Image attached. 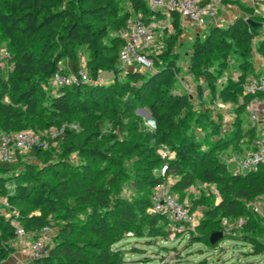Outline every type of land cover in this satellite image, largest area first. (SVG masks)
<instances>
[{"label": "trees", "instance_id": "obj_1", "mask_svg": "<svg viewBox=\"0 0 264 264\" xmlns=\"http://www.w3.org/2000/svg\"><path fill=\"white\" fill-rule=\"evenodd\" d=\"M220 3L237 4L259 22L252 25L247 18L237 16L223 26L210 23L203 37H195L188 54L192 69L200 66L194 75L207 81L198 83V88L209 86L208 90L214 93L216 90L223 101L238 102L234 107L238 111L230 119L228 129L221 128L222 118L216 120L205 110L193 109L186 93L171 90L178 74L172 57H163L162 63L151 52L152 66L146 70L120 67L118 51L125 39L119 32L129 13H140L137 16L146 22L164 17L160 11L151 9L146 0H0V37L9 46L11 65L7 80L0 82V94L8 98L7 102L0 99L1 128L8 132L21 130L14 127L34 125V130L45 138L44 132L49 127L64 125L55 138H47L46 147L33 145L29 151L41 158L45 170L68 166L76 176L70 179L62 175L52 183L39 177L31 183L21 179L27 174L22 168L15 167L12 161L0 160V195L7 202V205L0 203L4 211L0 212V260L14 250L15 221L24 233L35 238L44 227L58 225L56 243L48 247L47 253L31 258L28 264H127L120 249H113L115 243L128 233L138 238L151 236L155 235L154 230L159 232L174 223L166 214L150 210L154 187L160 182H169L181 202L196 183L213 184L219 191L218 202L214 201L213 192H200V206L204 205L205 209L197 227L183 223L187 226L183 233L192 241L212 247L228 234H232L230 238L246 241L249 233L240 232L236 236L237 228L246 223L264 231L254 206L247 204L256 195L264 194V163L255 171L230 172L221 149L228 145V153L242 155L253 149L254 139L261 137L259 121L249 120L246 110L253 94L244 92L243 85L247 76H259L253 57L258 53L264 58V15L253 14L252 7L238 0H221ZM180 18L179 13H171L173 27L181 29ZM102 51L107 53L102 55ZM81 52H86L85 67L91 77H96L103 69L111 72V77L106 78V82H80L46 91L44 85L50 82L59 66H66L62 69L66 72H77L81 68ZM230 55L236 56L239 72L237 77L227 73L225 84L219 87L217 79ZM213 61L217 62L214 71H203L202 67ZM103 95L111 97L113 104L93 109ZM238 96H241L239 101ZM40 98L42 102L36 109L35 102ZM146 100L150 117L156 123L152 129H147L141 118L139 121L132 118L135 102ZM76 106L83 114L81 118L63 120L72 116ZM244 109L251 123L247 127L241 118ZM123 115L128 116V127L120 123ZM197 124L202 126L200 134L194 127ZM140 125L147 133L138 132ZM123 130L127 131V137L120 134ZM58 139L63 147L51 161L47 150ZM121 142H128L129 148L113 152L111 143L117 147ZM160 147H166L174 155L161 157ZM73 151L78 156L77 163L65 159ZM130 155L133 159L128 158ZM91 158L104 164L99 169L103 179L98 185H88L85 194L71 193L70 185L74 180L84 179L82 174ZM164 162L166 169L160 174ZM26 167L31 171L33 164ZM130 177L133 181L127 182L129 189L123 191V182ZM26 198L27 209L16 211L14 205ZM89 199L96 201L100 211L94 207L91 213L84 211L85 206L93 203L79 206ZM187 206L191 212L192 208ZM33 210L39 213L31 214ZM82 214L87 217L80 218ZM52 215L54 224L50 220ZM224 218L227 224L223 223ZM239 218L242 223L237 226ZM231 223L234 226L225 232ZM196 228L200 229L198 235H194ZM215 230H221L223 235L210 243L209 235Z\"/></svg>", "mask_w": 264, "mask_h": 264}, {"label": "rangeland", "instance_id": "obj_2", "mask_svg": "<svg viewBox=\"0 0 264 264\" xmlns=\"http://www.w3.org/2000/svg\"><path fill=\"white\" fill-rule=\"evenodd\" d=\"M227 4L235 5L238 7V5L234 3H226L225 5ZM245 5H247V3ZM219 6L220 5L218 4L217 5V14H218L217 23L218 25L223 26V25H226L227 22L223 23L224 21L221 22V20L219 19L220 18L219 17L220 16ZM248 6L252 7L253 14L264 15V6L258 9L255 3L248 4ZM239 10L241 9L239 8ZM137 15H140V13H138ZM137 15L134 14L133 12L129 13V16L126 18V24L124 25V28L119 32L121 33L122 37H125L127 23L133 18H135ZM237 16H243L247 19L250 18L248 14L243 12V14L234 15L232 20H234ZM184 20L180 19L178 21V23L181 26L180 27L181 29H177L176 27H173L171 21H169L165 17L158 18L160 27L156 29L154 41L150 45L151 52L155 55V58H157L158 60L161 59L162 63H163L162 58L166 56V57H169L170 59L172 57V59H174L175 63L177 64L178 74L176 75L174 87L171 90L177 93H186V95H188L189 99L191 100L190 103L191 105H193V109H195L196 111L205 110L216 120H219V117L220 119L222 118L223 126H221V128L228 129L229 127L228 124L231 121L230 119H232L234 112L238 111L236 108H234L235 105H238V102L236 103V101H223L221 98L218 97V94H217L218 92L216 90H215V93L213 92V90L212 92L208 90L209 86L207 87L206 85H203L202 87L200 86L201 88L200 87L198 88V83L202 82L206 84L207 81L204 78L200 79V77L198 78L194 75L196 70L197 71L200 70V66H197L195 68L196 70L192 69L191 60H190V57L188 56V54L191 52V45L195 37L199 35L200 37H203L205 33L208 31L211 18L209 16H205L204 17L205 25L203 26H199L195 24L194 22L188 21V19H184ZM254 40H256V38H254ZM8 49H9V46L7 42L1 39L0 37V82L7 80L8 75L10 73V69H11V65L9 62L10 55H9ZM3 51H6L7 54H4ZM101 53L103 55L107 52L102 51ZM254 54H258V53H254ZM80 59H81L82 66H85L86 52L80 53ZM236 61H237L236 56L230 55V57L227 60V65H226L225 70L222 72L221 76L217 79V85L219 87L225 84V81L228 78L227 73L231 72L233 74V77H237V73L239 71L237 69ZM216 64L217 62L213 61L211 65H205L202 67V69L203 71H207V69H209V70H212L211 72H213ZM119 65L121 68H124V69L128 68V66H124L121 64ZM131 66L133 68H138V69L140 68L139 65L135 63H133ZM222 66H225V65H222ZM60 67L62 69L66 68V66L64 65ZM262 68L264 69V67ZM101 74L102 76L104 75V80L101 78L102 79L101 82H106L105 76L111 77L112 75L111 72L109 71L107 72L104 69L99 71L98 75L101 76ZM260 75H264L263 72L260 73L259 76ZM246 78L247 79L245 83H247L248 80L252 79V76H247ZM244 85H243V91L245 92ZM44 89L46 91L55 90L50 82L47 85H44ZM200 90H201V96H200ZM0 99H2L5 102L8 101L7 96H5L4 94L0 96ZM237 100L238 101L241 100V96H238ZM147 101L148 100H146L145 102L143 101L135 102L136 104H134L131 113L133 114L132 118H136L138 121L141 118L142 120L141 123L143 122V125H145L147 129H152V127L146 124V120L148 118H151L148 106H146ZM40 102H42L41 98L36 100L35 102L36 109L39 107ZM97 102H98L97 104H94L93 109L104 108V107H108V105L113 104L111 97H109L108 95H103L101 100L97 99ZM35 106H34V116L36 114ZM243 111L244 112H242L241 118H242V121L244 122L243 125L247 127L251 123H249L246 119L245 109ZM81 115L83 114L80 112V109H78V107L76 106V109L72 112V116H68L67 117L68 119H65L66 118L65 117L63 120H72L75 118L76 119L81 118ZM121 120L122 121L120 123H122L123 126L125 124V126L128 127V124L130 123L128 116L126 117L125 115H123L121 117ZM45 124L46 123L44 122V125ZM34 127H35L34 125L33 126L29 125L23 128L14 127L13 129L34 130ZM194 127H195L196 132L200 134V130L202 129L201 128L202 126L200 124H197ZM123 129H126V127ZM5 132L7 131H4L1 128V123H0V135ZM125 132L127 131L123 130V133L120 132V134H124V137H127ZM138 132H141L144 134V133H147V130H145V128L142 125H140ZM130 133H133V132H130ZM132 139H135V138L133 137ZM121 143L122 145L117 146V147L114 146L115 145L114 143H111L113 145V152L119 151L122 147L128 149L130 146L128 142H125V143L121 142ZM62 147L63 146L61 143V139H58V141H56L53 144V146H51L47 150L48 153L46 155L49 156V160L58 156V154L61 152ZM160 148L161 150L163 149L162 151L165 152V154L167 153V151L171 153V154L167 153L168 156L174 155V153L168 150L166 147H160ZM221 149L223 151L224 159L227 162L228 170L230 172H235L236 169L234 167L236 165L235 161H237V159H234L228 156L229 155L228 152H230V147L228 145L225 147L222 146ZM133 157L134 156L130 155L128 158L133 159ZM65 159L72 161L74 163H77L78 156L73 151L72 153H70V155L66 156ZM25 163L33 164L31 171L26 170L27 167ZM12 164L15 167L17 166L18 168H22L21 171H24L27 174L22 176L23 178L21 179L27 182H31V183H32V180L38 179L39 177L42 180L49 182V183L55 182L59 178V176H62V175H64L65 177L70 176V179H73V177H76L75 175L72 174L73 168L68 167V166L60 167V168L56 167L54 169L52 168L51 170H48V169L45 170L46 167L43 166L41 162V158L36 157L29 150L18 152L14 160L12 161ZM88 165L89 166L87 170H85L82 174V176H84V179L74 180L73 181L74 183L70 185V189L73 191L71 193L81 192L85 194L87 192L86 190H88V185L90 184L98 185L101 179H103L104 176L99 174L100 166L102 165L104 166V164L101 161L91 158ZM78 176L80 177V175ZM132 181L133 180H131V177H130V180L128 181L125 180L123 182L124 183L123 191L129 189L130 185L127 182H132ZM205 186L206 185H204L203 183L201 184L196 183L195 185L191 186L187 190L188 192L185 193V196H184L185 197L184 203L186 205H189L192 208V211L190 213L192 214V225H193L192 227L194 228H195V225L197 227V225H199L200 223V216H201L200 211L202 213L203 210L205 209L204 205L200 206V192L204 191L206 193L207 191H209L208 189L210 188L213 189L210 186L208 188H206ZM178 195L180 196L179 193ZM262 196L264 197V194L256 195L255 197L252 198L251 201L247 202V204L249 206L257 205L259 208H263L264 199L261 198ZM192 197H194V200H192ZM27 199L28 198L18 201L14 205L15 210L17 211L19 208L27 209V206L29 204V201ZM90 199L86 203L80 204L79 206L83 207L85 205H89L93 203L92 206H85L84 211L86 213H91V211L93 210L92 207L100 211L101 208L99 207L98 204L95 203L96 201L93 202V200H90ZM0 203L7 205L6 199L2 195H0ZM74 203L76 204V202ZM0 212H4L1 206H0ZM30 213L38 214L39 210H33ZM54 217L55 216L52 215L50 218L52 224H54L53 223ZM86 217H87V214H82L80 216V218H84V219ZM13 225H17V223L14 221ZM188 225L189 224L187 223V226ZM230 225L231 226H228L229 228L228 227L225 228V232H229L230 227L234 226L232 223ZM187 226L184 225L182 229L176 230V229H173L172 224H170L168 225V227L166 226L165 229L159 230L160 233L158 232V230H154L155 235L145 236V237H140V238L133 236L132 233H128V235L126 234V236L122 240L114 244L113 249H120L122 255L127 261V264H160L162 261H164L166 264H264V231L259 229L256 225L254 226V225H250L246 223V225L237 228L238 233L236 234V236L240 235V232H244V233L247 232L250 234V237L246 238L248 240L244 241L243 239L240 240V239L230 238L232 234H228L226 238L221 239L219 243H217L216 245L212 247L208 246L206 243H203V242L192 241V238L187 233H183L184 228ZM156 227H159V226H156ZM48 228L49 229L45 233L46 236L44 240V244H45L44 249L46 250L45 253H47L48 247H51L53 244L56 243L57 238H58L57 236L58 225L55 224ZM161 228L162 227L160 226L159 229ZM176 232L178 234H176ZM199 233H200V229H197L194 235H198ZM39 235H41V233ZM25 236L26 238L28 236L27 240H30V241L31 239H35V237H33L32 234H27ZM251 236L257 237V239H254ZM38 237H41V236H38ZM75 238H76V235H75ZM78 238L82 240L83 236H80ZM15 239L19 242V237H17V235L12 240V242L15 241ZM259 241L263 243L261 244ZM256 250L260 252L255 253ZM92 251L93 250H91V252Z\"/></svg>", "mask_w": 264, "mask_h": 264}, {"label": "built area", "instance_id": "obj_3", "mask_svg": "<svg viewBox=\"0 0 264 264\" xmlns=\"http://www.w3.org/2000/svg\"><path fill=\"white\" fill-rule=\"evenodd\" d=\"M151 9L160 11V13L169 18L172 12L179 13L180 17L186 18L199 26L205 25V16L211 18L210 23H217V5L220 0H146ZM160 27L157 19L144 21L141 16H137L127 23L125 40L123 45L118 51V60L121 65L131 66L133 63L139 65L140 70H144L152 65V57L149 55L151 51V43L154 41L156 29ZM148 50V51H147ZM7 54L6 51H3ZM102 79L97 75L91 77L85 66L77 72H66L59 66L50 78V83L54 88L69 86L72 84L83 83H101ZM245 92L253 94L246 105L249 120L261 121L264 123V75L252 77L244 85ZM146 124L154 128L156 126L153 118H148ZM72 127H77L71 124ZM64 128L52 126L44 132L45 138L40 133L30 130L21 129L17 131H8L0 135V160L13 161L18 152L29 150L33 145H40L46 147L48 144L47 138H55ZM253 149L246 151L240 155L236 161L235 172H250L255 171L264 163V134L254 139ZM163 150V149H162ZM161 148L158 153L161 157L168 156ZM171 154V153H169ZM171 156V155H170ZM166 169V162H164L159 172L164 174ZM213 193L220 199L219 191L216 187L213 188ZM261 223L264 225V207L259 208L254 205ZM150 210L153 212H161L166 214L172 223L173 229L180 230L183 228V223H188V227L192 228V214L190 213L187 205L178 200L176 193L170 189L169 182H160L156 184L153 192L152 205ZM179 223V224H178ZM223 223L227 224V219H223ZM242 219L239 218L236 222L240 226ZM15 226V232L19 237V242L22 243L23 249L28 253L31 258L45 254L44 240L45 233L49 229L44 227L41 231V237L35 239H28L22 229L18 225ZM161 262V261H160ZM27 264V263H26ZM160 264H166L162 261Z\"/></svg>", "mask_w": 264, "mask_h": 264}, {"label": "crops", "instance_id": "obj_4", "mask_svg": "<svg viewBox=\"0 0 264 264\" xmlns=\"http://www.w3.org/2000/svg\"><path fill=\"white\" fill-rule=\"evenodd\" d=\"M239 2L243 3V4H251V3H255L257 5V9L261 8L262 6H264V1L263 0H238ZM226 4V3H225ZM224 3H220L219 5V10H220V20L221 22L224 21L223 23H228L232 20L234 15H240L243 14V12L241 10H239V8L235 5H231V4H227L225 5ZM256 9V8H255ZM165 17V16H164ZM170 18H166L170 21ZM181 20H184L186 18H180ZM158 20V19H157ZM186 21V20H184ZM190 21V20H188ZM192 22V21H191ZM253 61H254V66L256 68V71L260 74L263 72L264 74V69L262 67H264V58L258 54H254L253 57ZM261 64V65H260ZM100 76V75H99ZM100 78H102L104 80V75L100 76ZM105 78H109L105 76ZM259 126H258V130L259 133L261 134V136L264 134V123H262L261 121L258 122ZM231 158L234 159H238V157L240 156L239 154H234V153H229L228 155ZM236 162V161H235ZM235 168V167H234ZM204 185H206L205 187L208 188L209 186L214 188L215 186L213 184H206L203 183ZM209 191L207 192H213V189H208ZM216 196V195H215ZM261 198L264 199V197L262 196ZM219 199L217 197H215V202H217ZM200 215H202L201 211H200ZM12 244L14 245V250L12 252H10L6 258H3L2 260H0V264H28L29 260H30V256L28 255V253H26V251L23 249L22 243L18 242L16 239L15 241L12 242Z\"/></svg>", "mask_w": 264, "mask_h": 264}, {"label": "water", "instance_id": "obj_5", "mask_svg": "<svg viewBox=\"0 0 264 264\" xmlns=\"http://www.w3.org/2000/svg\"><path fill=\"white\" fill-rule=\"evenodd\" d=\"M247 21L251 23L252 25L259 24V22L253 20L252 18H248ZM223 233L221 230H215L212 231L209 235V242L210 243H215L218 239L222 237Z\"/></svg>", "mask_w": 264, "mask_h": 264}]
</instances>
